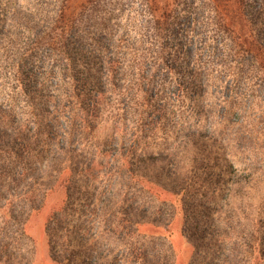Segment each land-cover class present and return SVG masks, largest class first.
Returning a JSON list of instances; mask_svg holds the SVG:
<instances>
[{
    "label": "rangeland",
    "instance_id": "obj_1",
    "mask_svg": "<svg viewBox=\"0 0 264 264\" xmlns=\"http://www.w3.org/2000/svg\"><path fill=\"white\" fill-rule=\"evenodd\" d=\"M7 1L0 0V13H4ZM150 1L162 6H170V8L176 6L179 12L177 21L181 22L188 17L191 18L190 12L184 10L185 4L196 6L199 3V0ZM88 2L89 0H19V14L12 17V13L8 12L9 18L1 21L0 119L3 121L8 114L13 127L6 128L8 125H2L3 132L0 136L7 139L12 132H24L30 134L33 139L37 137L40 140L27 156L31 174L25 177H20L19 174V182L10 190L11 196L0 201V222L8 212L13 211L20 221V226L25 227L27 238L22 239L17 245L20 247V254L25 258L15 262L0 259V264H59L51 257L46 233L47 222L52 214L64 208L70 200L71 206L77 207L84 199H87L84 194L85 185L82 182L85 173L72 172L77 162L76 156L82 161L80 170L82 168L85 170L90 164H96L102 158L101 151L108 149L110 154L116 153L117 144H119L116 140L118 136H108L110 132L108 126L111 122L106 120L117 112L127 120L136 116L135 109H133L135 115L132 113L125 115L128 102H131L130 96L119 94V91H124L127 86L134 83L141 85V90L138 92L135 90L137 85H131L133 92H136L135 95L138 93L136 97L146 98V101H150L154 106H159L165 101L166 115L154 107H147L144 103V107L139 112L143 111L148 121L156 123L153 134L147 142L143 140L139 145L132 142V135L129 134L123 144L134 154L137 152L135 159L141 160V169L144 172L153 177L160 186L167 185L173 191L163 193L162 199H165L166 203L158 207L157 214H153L150 209V198L147 195L134 196V189L123 190L122 182L117 176L106 180L103 170L98 168L100 175H97L93 182L94 186L91 188L93 196L89 198V201L96 199L98 206L109 205V209H112L114 205L117 221L120 216L132 213L133 223L123 221L122 225L128 226L132 236H137L149 256H153L149 257V264H191L196 252L195 242L185 230L186 218L182 194L174 193L173 188L177 191L179 183L184 185V181L190 183L199 180L201 176L207 177L204 174V168L211 171V175L208 176L210 189L206 195L201 193L196 196L195 201L193 200V203L200 201L199 212L204 214L210 211V208L212 210L215 208L221 210L222 217L235 216L236 222L233 224L236 228L240 227V223H245L240 215L246 211L256 219L254 228L259 221L264 222V167L259 162L261 155L257 156L259 160H254V163L258 164L253 169L246 168L249 154L239 156L237 159L233 157L231 159L229 156L230 150H233V144H229V140L234 141L235 146L238 147L249 145L251 148L253 147L251 145L257 142L259 144L255 133L250 136L240 132L237 123L241 121L246 110L243 113L242 111L229 113L232 104L227 102V96L230 91L232 90L233 94L234 91H240L248 95L249 91L245 93L247 86L237 87L235 90L236 86L228 80L216 82L203 74L200 80L201 86L197 90L196 83L186 72L187 64L181 61L171 62V67L150 66L144 70L143 75L146 78L141 77V80L138 69L127 67L128 65H115V71L110 76L116 83V87L113 93L108 92L105 96L110 105L102 116L104 121L98 124L99 129L86 136L79 145L71 144L69 149L73 151L70 152L59 150L56 141H52L51 144L45 142L48 135L52 137L56 134L64 137L66 134L70 110L63 114V106L68 105L66 98L68 92L74 90L78 94L77 98L85 100L91 93L90 89L94 84L92 82L96 81V77L102 76L103 83H109L108 74L89 69L82 59L73 69L66 59L67 56L56 57L46 46L31 50L30 44L34 43L36 35L46 30L60 7L66 8L68 15H71L69 17L73 18L82 12L89 4ZM99 2L105 21L112 27V33L109 36L115 40L122 37L132 46L139 45L138 32L143 30L146 33L143 25L147 24V18L142 14L144 12L138 3L139 0H99ZM259 3L260 0L254 1L256 9L259 8ZM194 15L198 18V14ZM87 33H89L88 30L75 34L76 38L78 35L81 37V44H76L77 42L70 41L71 38H68L71 52L73 50L75 54L85 55L86 50L93 49L92 34L88 37ZM175 34L177 32H169L166 38L168 43L182 42L180 33L177 36ZM78 47L84 51H76ZM199 47V43L196 47L195 44L188 47L192 59H195L199 53ZM108 55L113 57L110 52ZM202 60H206V56H203ZM15 64L18 69L36 71L37 77L30 78V81L25 83L32 89L31 93H34L31 97H26L21 90V83H24L22 81L25 77L16 72ZM255 93L258 95L254 98L256 102L260 98L259 95H263L261 85L255 87ZM247 101L249 100L246 98L245 102ZM205 105L209 113L208 115L206 113L207 116L203 115L199 109ZM111 109L113 113L109 114ZM228 115H230V125L225 126V123L218 122ZM47 125L55 128L53 134ZM74 138L77 139V137ZM235 138L237 141L234 140ZM62 139L60 138L61 141ZM133 145L136 149H133ZM46 147H50L49 150H45L46 154L39 155L38 150L46 149ZM142 151L147 152L146 158H143ZM243 159L244 162L241 164ZM231 162L232 165H230ZM24 164L21 165L19 160L15 161L14 172L20 173ZM207 165H209L208 168ZM71 177L78 179L80 192L73 191L72 199L69 200L67 185ZM10 178L8 177L7 181ZM216 185L222 186L215 189ZM24 196L30 197L31 201L26 202ZM71 212L70 209L69 213ZM108 217V220H113L112 216ZM98 221L93 218L88 225ZM18 223L11 222L9 226L15 228ZM234 233L236 232L231 231L232 238ZM257 235L264 237V226ZM125 240L126 238L118 233L112 238L105 236L103 244L107 248L115 245L118 260L121 261L120 257L124 251L122 243ZM28 250L32 253L27 256ZM132 264H139V260Z\"/></svg>",
    "mask_w": 264,
    "mask_h": 264
},
{
    "label": "trees",
    "instance_id": "obj_2",
    "mask_svg": "<svg viewBox=\"0 0 264 264\" xmlns=\"http://www.w3.org/2000/svg\"><path fill=\"white\" fill-rule=\"evenodd\" d=\"M254 1L258 0H199L196 6L185 4L184 10L190 12L191 18L188 17L184 22H181L177 21L179 12L176 6L170 8V6H162L150 0H139L138 3L144 12L142 14L147 18V24L143 25L146 33L143 30V33L138 32L140 38L139 45L136 46L128 44L122 37L115 40L109 36L112 33V27L108 25L105 21L106 18L101 13L99 0H89V4L84 7L82 12L73 18L69 17L71 15H68L66 8L60 7L59 12L55 14L46 30L36 35L34 43L30 44V46L32 45L31 50L46 46L56 57L67 56L66 59L73 69L82 59L89 69H96L101 74H108L109 83H103L102 76L96 77V81L92 82L94 84L91 86V93L85 100L77 98L78 94L74 90L68 92L66 96L68 105L63 106V114L68 109L70 110L66 134L64 137L53 134L55 128L47 125L53 136L48 135L45 142L51 144L52 141H56L59 150L70 152L73 151V149H69L71 144L79 145L86 136L99 129L98 124L103 120L102 116L110 105L105 96L108 92L109 94L113 93L116 87V83L110 76L115 71V65H128L127 67L138 69L141 80L146 78L143 75L144 70L150 66L171 67V62L181 61V63L187 64L186 72L196 83L197 90L201 86L200 80L203 74L207 78H213L216 82L228 80L229 83L236 86L235 90L237 87L247 86L245 93L249 91L248 95L242 94L240 91H234L233 94L232 90L230 91L227 96V102L232 104L229 113L233 114L236 111L243 113L246 110L241 121L237 123L240 132L250 136L255 133L259 144L257 142L251 145L253 146L251 148L249 145L238 147L235 146L234 141L229 140L228 143L233 144V150H230L229 156L231 159L232 157L237 159L239 156L249 154L246 168L253 169L258 164L254 163V160H259L257 156L260 154L259 162L264 167V0H260L258 9L254 7ZM19 4V0L7 1L4 13H0V24L2 20L9 18L8 12L12 13V17L19 14ZM195 13L198 14V18L194 17ZM86 30L89 31L88 37L92 34L91 46L93 49L86 50L85 55L75 54L73 50L71 52L69 42L73 40L77 42L76 44H81V37L78 35L76 38L75 34ZM170 31L177 32L176 36L180 33L182 42L168 43L166 38ZM105 36L107 41L104 40ZM69 37L71 39L68 42ZM198 43L200 44L199 53L196 52L197 56L192 59L188 47L192 44H195L196 47ZM75 50L84 51L80 47ZM108 52L113 57H110ZM203 56H206L204 61L202 60ZM42 63L44 64L43 61ZM14 66L16 72L25 77V80L22 81L24 83H21L23 94L26 97H31L34 93H31L32 89L28 88V84L25 83L29 82L30 78L37 77L36 71L34 69L29 71L18 69L16 64ZM131 85H137L136 92L141 90L140 83ZM131 85L127 86L124 91H119V94L130 96L131 102H128L125 115L129 113L135 115L133 112L135 109L136 116L127 120L117 112L116 115L113 114L106 120V122H111V125L108 126L110 130L108 136H118L116 140L119 144H117L116 153L110 154L108 149L104 152L101 151L102 158L96 164H90L85 170L84 168L80 170L82 161L76 156L77 162H75L72 172L82 171L85 173L82 182L85 185L84 194L87 199H84L80 206H71V196L74 192H80L78 179L71 177L67 185L70 202L52 214L47 222L46 233L51 257L59 264H132L137 259L139 264H149V257H153L146 252L141 240L137 236H132L129 227L122 225L123 221L133 223L132 213L120 216L117 221L114 205H112V209H109V205L98 206L96 199L92 202L89 201V198L93 196L91 194L93 182L97 175H100L98 168L103 170L106 180L117 176L122 182L123 190L134 189V196L137 194L147 195L150 198V209L153 214H157L158 207L164 206L166 203V200L162 199L163 193L173 191L167 185L160 186L153 180V177L144 172L141 169V160L135 159L137 152L134 154L123 144L129 134L132 135V142L137 145L141 144L143 140L147 142L153 134L156 123L148 121L144 117L143 111L139 112L144 107V103L147 107H154L166 115L165 101L159 106H154L150 101H146V98L136 97L138 93L135 95L136 92H133ZM258 85L263 88V95H259L262 99L259 98L255 102L254 98L258 96L255 93V87ZM200 96L202 95L200 94ZM246 98L249 101L245 102ZM199 109L203 115L209 114L206 105ZM108 113L112 114L113 109ZM10 119L8 114L3 121L0 119V134L3 132L2 125H8L6 128L13 127ZM230 121V115H228L218 122H223L227 126V124L230 125ZM60 138H63L62 141ZM39 140L37 137L33 139L30 134L24 132H12L7 139L0 136V201L11 196L10 190L19 182V174L20 177L31 174L27 156ZM234 140L237 141L236 138ZM50 147L38 150L39 155H45V150H49ZM105 147L107 146L105 145ZM133 149H136L134 145ZM142 152L143 158H146L147 152ZM18 160L21 165L25 163L20 173L14 172L15 167L13 166ZM208 167L209 165H207ZM204 171L207 177L201 176L199 180L190 183L184 181V185L179 183L177 191L176 188H173L174 193L182 194V205L186 218L185 230L195 242L196 252L191 264H264V237L257 235L263 229L264 222L259 221V224L254 228L256 219L246 211L240 215L245 223L238 221L241 225L236 228L233 224L236 222L235 216L222 217L221 210L215 208L214 210L210 208V211L204 214L198 211L200 201L193 203V200L195 201L196 196L201 193L206 195L210 189L208 176L211 175V171L206 168ZM8 177H11L9 181H7ZM218 186L221 188L222 185ZM218 186L216 185L215 189ZM24 200L28 202L30 197L24 196ZM70 209L71 213H69ZM109 215L112 216V221L108 220ZM92 217L99 221L88 225L93 220ZM11 222L19 223L15 228H12L9 226ZM0 224V259L9 262L24 260L25 257L20 254V247L17 245L22 239L27 238L25 227L20 226V221L13 211L8 212ZM231 231L236 232L233 234V238L230 236ZM118 233L126 238L122 243L124 251L120 257L121 261L118 260L115 245L107 248L103 244L105 236L112 238ZM229 240L230 242H228ZM30 253L32 251L28 250L27 256Z\"/></svg>",
    "mask_w": 264,
    "mask_h": 264
}]
</instances>
